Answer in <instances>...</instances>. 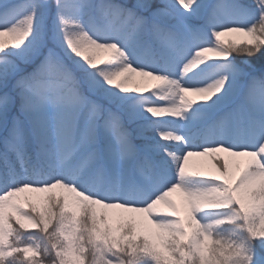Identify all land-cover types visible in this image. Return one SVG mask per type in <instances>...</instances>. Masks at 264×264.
I'll return each instance as SVG.
<instances>
[{
	"label": "snow or ice",
	"instance_id": "1",
	"mask_svg": "<svg viewBox=\"0 0 264 264\" xmlns=\"http://www.w3.org/2000/svg\"><path fill=\"white\" fill-rule=\"evenodd\" d=\"M0 264H264V0H0Z\"/></svg>",
	"mask_w": 264,
	"mask_h": 264
},
{
	"label": "rangeland",
	"instance_id": "2",
	"mask_svg": "<svg viewBox=\"0 0 264 264\" xmlns=\"http://www.w3.org/2000/svg\"><path fill=\"white\" fill-rule=\"evenodd\" d=\"M4 39L8 40L9 38L5 37ZM221 39L224 40V41L232 40V41H236L238 43H242L245 39H248V38L247 37H242L239 34H232L230 36L228 35V37H226V38H222L221 37ZM145 80H147V84L150 87L152 85L153 81L150 78H146L145 79V78H142V77H139V76H134L133 77V81L129 84V87L133 88V87L141 86L142 83L145 82ZM244 159L245 158H241L242 161ZM190 163H191L190 167L197 168V169L203 170V171H211V165L214 162H211L209 157H193V158H190ZM57 191H59V190H57ZM20 195H21V198H23L26 195H32L33 198H34L33 202L39 203V201L35 200V195L36 194H20ZM179 200H178V202H179ZM113 211H119V210H113ZM38 259H39V257H38Z\"/></svg>",
	"mask_w": 264,
	"mask_h": 264
},
{
	"label": "bare ground",
	"instance_id": "3",
	"mask_svg": "<svg viewBox=\"0 0 264 264\" xmlns=\"http://www.w3.org/2000/svg\"><path fill=\"white\" fill-rule=\"evenodd\" d=\"M233 34H235V33H233ZM228 35L230 36L232 34H227V35L223 36L222 38H226V37H228ZM157 83H158L157 81H153L152 85L149 87L148 84H147V80H145V82H143L142 85L139 86V87L142 88V92L140 94L141 95H147L150 91H154L155 90V85ZM133 88H135V87H133ZM154 99H157L158 100V103L161 106H166L169 103V101H166V100H159L158 97H154ZM189 165H191L190 161H189ZM174 196L177 199V201L180 199L179 194H174Z\"/></svg>",
	"mask_w": 264,
	"mask_h": 264
}]
</instances>
